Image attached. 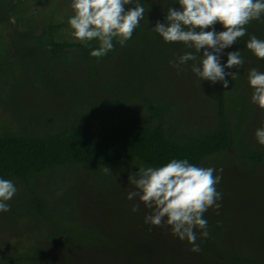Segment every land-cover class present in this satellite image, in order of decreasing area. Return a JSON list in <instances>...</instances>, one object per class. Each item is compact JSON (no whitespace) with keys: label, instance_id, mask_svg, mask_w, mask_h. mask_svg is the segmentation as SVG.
Instances as JSON below:
<instances>
[{"label":"trees","instance_id":"obj_1","mask_svg":"<svg viewBox=\"0 0 264 264\" xmlns=\"http://www.w3.org/2000/svg\"><path fill=\"white\" fill-rule=\"evenodd\" d=\"M29 3L0 0V82L14 87L13 98L0 97L6 99L0 108H11L20 123L13 130L0 120V178L11 180L18 193L5 221L19 219L39 239L23 247L13 237L0 238V264H264V145L247 135L264 116L251 102L248 71L264 72V59L246 47L251 35L264 40V17L223 50L221 63L229 51L244 58L241 68L226 69L238 78L228 77L225 89L221 82L200 81L192 61L181 69L170 65L195 50L166 43L151 30L157 20L164 22L169 6L179 9L178 0H139L145 15L131 39L123 46L114 40V49L100 58L90 54L97 41L85 46L71 35V3L64 9ZM215 30L224 28L218 22ZM200 101L210 115L191 129L188 117ZM173 158L213 167L222 177L216 186L221 206L204 213L208 237L197 229L199 252L170 226L145 223L151 210L138 198L127 199L126 189L135 187L116 184L120 173ZM77 173L80 182L88 178L99 188L114 183L110 194L96 203L87 184L86 203L73 192L78 184L69 183V191L44 184L54 176L73 180Z\"/></svg>","mask_w":264,"mask_h":264},{"label":"clouds","instance_id":"obj_2","mask_svg":"<svg viewBox=\"0 0 264 264\" xmlns=\"http://www.w3.org/2000/svg\"><path fill=\"white\" fill-rule=\"evenodd\" d=\"M178 4L179 9L169 6L164 22L157 20L151 29L166 43L182 42L186 48L195 50L170 60V65L181 69L192 61L191 71L200 81L221 82L225 89L229 88L228 77L234 81L238 72L226 69L241 68L244 58L237 50L229 51L226 63H221L223 50L247 35L246 26L251 21L264 17V0H178ZM126 5L133 6L125 8ZM71 8L74 12L68 19L71 35L85 46L97 41L98 47L90 53L97 58L114 49V40L125 45L145 15L139 0H71ZM218 22L223 31L215 30ZM246 47L264 59V40L251 35ZM196 53L200 54L199 58ZM248 82L253 89L251 102L264 109V72L251 68ZM255 137L264 145V122L256 129ZM102 171L112 174L106 166ZM215 172L213 167L197 166L187 159L173 158L161 166L140 165L137 171L129 172L128 183L135 190L128 192L127 199L138 197L151 210L144 218L145 223L170 226L175 236L192 245L190 251L199 252L197 229L201 236L209 235L204 213L221 206L217 201L222 199V194L216 186L222 177ZM16 191L11 180L0 178V212L10 211L6 202ZM138 208L139 205H134L132 211Z\"/></svg>","mask_w":264,"mask_h":264},{"label":"rangeland","instance_id":"obj_3","mask_svg":"<svg viewBox=\"0 0 264 264\" xmlns=\"http://www.w3.org/2000/svg\"><path fill=\"white\" fill-rule=\"evenodd\" d=\"M36 2L38 6H43L47 9H51L54 8L58 5V3L60 4V6H62V8H66L68 6V4L71 3V0H30L29 6ZM68 8L70 10H72L71 6H68ZM63 19V18H62ZM64 84L65 86L68 85V79H64ZM205 86L209 87L210 83L206 82ZM14 89L13 86H7V84H4L3 82H0V97L4 96V98H8V97H12L11 91ZM253 91V89H252ZM23 92L20 93L19 96H22ZM15 97V96H14ZM0 102L2 103L3 101H6V99L4 100L3 98H0ZM198 106L195 107V105H193V108L191 110V115L189 118V123L187 124L191 129L196 126V125H201L204 124L207 120H208V115H210V109L208 108V106L203 103L202 101L199 102V104H197ZM11 109V108H10ZM8 109H4V111H2V109L0 108V120L2 122V124L7 123V125L12 126L13 130H16L19 126L20 123H18L17 121V116L16 115H12L11 114V110ZM262 122H264V116L259 117L257 119V122H254L251 124V128L249 129L247 128V135L250 137L252 135H255V131L257 128L261 127ZM255 125V126H254ZM2 130L0 129V132ZM80 173H77L76 175H78ZM237 174V173H235ZM128 175L129 173H120L119 175H116V184H122L121 186H125L128 185L130 183H126V181L128 182ZM239 175V176H238ZM245 174L240 173L237 174V178L240 181H244L245 180ZM80 175L76 176L73 180V176L64 178L61 176H54V177H50L49 179L44 181V184L46 186H48L50 189H55V188H64L66 190H70V188H68V184H78L77 187H75L73 189V192L76 193V197L78 198V200H82L83 202H90L89 198H88V188L89 186L87 184H92L90 185V195L93 199H96V203L97 200H99V198H102L105 194H108L107 192H109L110 189V184H114V183H101L100 188L102 191H99V187L97 185H95L96 183H94L92 180L88 179V178H83L80 182ZM76 178H78L77 180H75ZM127 180H124V179ZM72 181V182H71ZM80 184H86L84 189L81 190H85L83 193H80ZM99 184V183H97ZM126 188V187H125ZM127 194L129 191V189H126ZM134 191V190H132ZM64 192L63 189L58 190V198H60L62 196V193ZM110 194V192H109ZM18 193L16 191L15 195L13 196L12 199H10L9 201H7L6 203H8L10 206L12 204H14L15 199L17 198ZM55 198V196H54ZM138 198V197H137ZM135 198V199H137ZM53 201V199H52ZM138 201L141 202L138 198ZM54 202V201H53ZM109 202H111V198L109 199ZM89 204H93L92 206L95 207L96 210V205L94 203H89ZM11 214L10 211L7 212H0V238H10L13 237L11 240L15 241V243L17 244H21L20 246H27L30 244H35L36 241L39 239L38 235L36 233V231L34 229H32L30 226L28 227V229H23V224L22 222H20V220L18 219V221L16 222H12V221H5V218H7L9 215ZM88 214L87 212L84 214L86 215Z\"/></svg>","mask_w":264,"mask_h":264}]
</instances>
